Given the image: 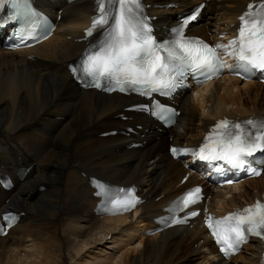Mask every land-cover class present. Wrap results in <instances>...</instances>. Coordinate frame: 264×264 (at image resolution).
<instances>
[{
    "label": "bare ground",
    "instance_id": "1",
    "mask_svg": "<svg viewBox=\"0 0 264 264\" xmlns=\"http://www.w3.org/2000/svg\"><path fill=\"white\" fill-rule=\"evenodd\" d=\"M65 1L40 3L54 17L62 10L58 24L63 34L31 50L0 49V171L30 167L12 190L0 188V212L14 209L25 213L0 237V264H221L199 223L151 236L143 231L154 226L152 219L173 196L197 183L192 171L179 184L190 169L168 157V144L194 143L218 118L264 113V85L223 78L198 89L193 97L185 93L175 100L182 111L177 124L158 131L148 117L124 111L132 96L80 89L67 74L66 63L83 48L73 39L80 36L78 31L93 11L91 0ZM170 1L146 0L149 4ZM180 1L192 6L201 0ZM249 1L207 0L192 33L220 34ZM181 10L151 12L167 16L173 23V16ZM121 115H129L131 120L123 121ZM128 125L134 126L135 133L99 136ZM132 141L140 142L141 147L129 149ZM90 177L137 184L146 198L140 208L141 220L93 214L96 200ZM205 192L212 195L208 207L224 212L264 194V177L224 191L206 185ZM227 194H231L229 199ZM108 243L117 245L118 255H105L107 247L102 245ZM257 249L258 243L253 241L244 247L246 256L240 253L231 262H257Z\"/></svg>",
    "mask_w": 264,
    "mask_h": 264
},
{
    "label": "snow or ice",
    "instance_id": "2",
    "mask_svg": "<svg viewBox=\"0 0 264 264\" xmlns=\"http://www.w3.org/2000/svg\"><path fill=\"white\" fill-rule=\"evenodd\" d=\"M93 4L91 24L84 29L87 46L76 66L70 68L87 87L130 91L142 96L159 93L167 97L184 86L189 75L199 84L218 77L225 69L241 78H249L256 72L264 74V0H251L238 17L235 34L227 43L215 45L184 33L185 26L196 19L204 5L197 6L192 15L172 29L170 39L161 42L153 35L150 22L153 18L145 13L143 0H93ZM5 5L10 11L6 17H0V27L8 22L19 23L17 47L25 46L29 38L38 42L35 26L45 18L34 9L31 0H0V8ZM94 34L98 35L90 39ZM223 56L233 63L228 64ZM134 108L164 122L174 115L173 109L156 100ZM170 152L173 156L190 153L217 174L231 169L258 176L260 172L251 168L250 158L264 153V116L216 120L198 147L172 146ZM94 186L98 196H109L113 191L102 181L94 180ZM115 191L123 198L109 196L108 211L112 213L129 211L140 202L131 188ZM200 199L199 187L188 190L170 202L166 209L169 215L161 219L166 224L186 222L188 216H196L198 212H187L181 219L175 218V214L185 212ZM205 225L224 256L235 254L250 236L264 239V202L257 200L219 219L206 215Z\"/></svg>",
    "mask_w": 264,
    "mask_h": 264
},
{
    "label": "rangeland",
    "instance_id": "3",
    "mask_svg": "<svg viewBox=\"0 0 264 264\" xmlns=\"http://www.w3.org/2000/svg\"><path fill=\"white\" fill-rule=\"evenodd\" d=\"M108 241H110V240H108ZM125 242H123V244H124ZM196 245L197 244H194V248H196ZM103 246H106L107 248H106V252L108 253H106L105 252V255H109V252L111 253V252H115V255H118L119 254V252H117L118 251V248H117V245L116 244H114V243H108V244H103L102 245V248H104ZM245 252H247L248 253V251H245ZM243 255H245L246 256V254L244 253Z\"/></svg>",
    "mask_w": 264,
    "mask_h": 264
}]
</instances>
